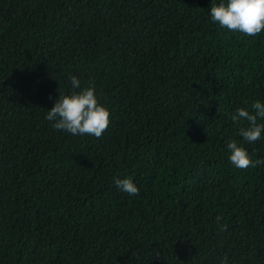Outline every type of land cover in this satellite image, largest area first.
I'll list each match as a JSON object with an SVG mask.
<instances>
[{
	"label": "trees",
	"instance_id": "16d2710c",
	"mask_svg": "<svg viewBox=\"0 0 264 264\" xmlns=\"http://www.w3.org/2000/svg\"><path fill=\"white\" fill-rule=\"evenodd\" d=\"M218 2L0 0V264H264V163L225 147L264 157L229 118L264 102V30ZM69 74L109 109L99 137L44 119Z\"/></svg>",
	"mask_w": 264,
	"mask_h": 264
},
{
	"label": "clouds",
	"instance_id": "9594fccd",
	"mask_svg": "<svg viewBox=\"0 0 264 264\" xmlns=\"http://www.w3.org/2000/svg\"><path fill=\"white\" fill-rule=\"evenodd\" d=\"M208 15L211 21L228 30L238 31L247 36H255L264 30V0H219L211 3ZM67 80L70 89L67 93L59 92L53 105L44 113V119L51 122V127L61 129L72 135L89 134L96 137L109 124V109L99 101L94 85L81 86V79L69 74ZM251 109V110H249ZM237 127L240 137L247 142H255L264 135V102L255 99L248 107H237L229 115ZM225 147L229 150L227 159L236 168L264 163V157L251 158L248 150L234 139H228ZM114 184L121 192L137 194L140 189L131 176L114 177ZM220 216L216 217L219 222ZM221 230L227 225L219 224ZM218 264H229L226 257H221Z\"/></svg>",
	"mask_w": 264,
	"mask_h": 264
}]
</instances>
